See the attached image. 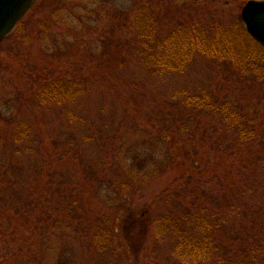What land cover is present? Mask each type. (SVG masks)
I'll return each mask as SVG.
<instances>
[{
    "label": "rangeland",
    "instance_id": "obj_1",
    "mask_svg": "<svg viewBox=\"0 0 264 264\" xmlns=\"http://www.w3.org/2000/svg\"><path fill=\"white\" fill-rule=\"evenodd\" d=\"M246 1L34 2L0 42V197L10 199L0 198V264H167L150 251L129 258L120 219L128 218L129 206L143 208L185 182L200 198L252 185L240 194L252 195L253 221L264 226V79L203 54L182 72L159 75L134 53L139 9L152 11L165 29L181 18L245 27ZM52 79L76 80L88 90L75 101L39 105L34 93ZM179 88L236 103L256 120L253 146L232 143L225 130L210 135L212 123L191 110L172 108L168 120L156 119V102ZM70 109L84 120L69 122ZM21 121L32 131L17 147L13 133ZM141 165L147 176L134 182ZM123 180L128 188L118 186ZM19 199L27 205L12 204ZM104 223L111 242L99 249L91 235ZM167 244L160 246L163 256Z\"/></svg>",
    "mask_w": 264,
    "mask_h": 264
},
{
    "label": "trees",
    "instance_id": "obj_2",
    "mask_svg": "<svg viewBox=\"0 0 264 264\" xmlns=\"http://www.w3.org/2000/svg\"><path fill=\"white\" fill-rule=\"evenodd\" d=\"M144 10L139 9L136 15L139 44L134 53L136 59H140L153 73L182 72L197 54H203L229 62L232 69L253 77L252 80L264 79V46L252 38L243 25L226 26L217 20L205 24L197 18H181L175 25L165 29L160 18L152 11ZM87 90L86 85L76 80L52 79L40 87L33 97L39 105L75 101L79 94ZM156 103L160 109L153 113L158 120H168L166 115L169 116L172 108L188 110L189 113L191 110V116L199 115L212 123L213 133L210 135L225 130L231 134L228 137L232 143L247 146H253L252 142L257 139L256 120L253 117L248 116L236 103L213 97L207 90L192 93L179 88L168 94L165 101ZM65 118L69 122L84 120L82 115H77L72 109L65 113ZM20 123L13 133L17 147L32 131L25 121ZM178 130L190 135L186 122L178 123ZM146 169V166L141 165L136 170L134 182H142L147 176ZM110 181L116 188L115 181ZM120 182L119 187L120 184L125 188L130 186L127 180ZM247 189L251 191L252 185L245 188L231 186L219 194L200 198L193 192L192 186L185 182L177 189L168 187L161 191L153 203L147 202L143 208L129 206L130 210L126 214L128 218L123 216L120 219L121 230L125 240H128L125 244L127 256L134 260L139 252L147 255L150 251V256L159 254L167 264H264V226H260L262 221L258 224L253 221V212L257 210L249 208L253 206L250 203L252 195L243 198L244 194H240ZM188 194L192 199L186 203L184 199ZM0 198L1 202L10 201L4 195ZM19 200L11 201L12 204L16 203L14 206L27 205L25 200ZM69 200L71 211L74 199ZM106 218L103 217V221H108ZM101 226L91 235L92 242L99 249L102 244L111 242L106 223ZM257 227L260 229L258 233L255 231ZM150 235L153 240L151 248ZM236 241H239L238 245H234ZM166 243L168 254L163 256L159 249Z\"/></svg>",
    "mask_w": 264,
    "mask_h": 264
},
{
    "label": "water",
    "instance_id": "obj_3",
    "mask_svg": "<svg viewBox=\"0 0 264 264\" xmlns=\"http://www.w3.org/2000/svg\"><path fill=\"white\" fill-rule=\"evenodd\" d=\"M36 0H0V40L6 37ZM241 16L248 33L264 45V0H247Z\"/></svg>",
    "mask_w": 264,
    "mask_h": 264
}]
</instances>
